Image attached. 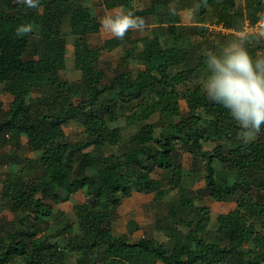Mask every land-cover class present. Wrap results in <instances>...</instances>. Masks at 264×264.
Segmentation results:
<instances>
[{"label": "trees", "instance_id": "1", "mask_svg": "<svg viewBox=\"0 0 264 264\" xmlns=\"http://www.w3.org/2000/svg\"><path fill=\"white\" fill-rule=\"evenodd\" d=\"M0 1V88L12 97L7 109L0 106V148L10 138L12 147L21 149L25 134L29 150L40 155L15 160L4 174L3 184L11 186L5 206L13 218L0 223V264H67L68 250L81 254L77 264H264V127L243 142L228 110L202 92L204 53L218 51L230 37L217 33L201 39L196 25H183L180 14L191 9L196 23L214 18L233 30L245 18L255 23L264 0H245L244 5L236 0H146L132 12L158 25L142 46L134 42L133 31L121 40L125 53L112 77L93 56L89 39L100 32V18L87 0H40L39 11L17 0ZM103 1L114 10L133 0ZM20 15L35 19L38 35L34 30L24 37L15 34L25 24ZM65 28L74 37V67L90 88L62 77ZM255 42L248 45L253 55L264 49V41ZM32 45L42 50L38 58L31 55ZM132 60L157 70L135 74ZM177 68L183 69L177 74L172 70ZM183 92L186 111L180 106ZM156 115L158 120L151 121ZM120 118L125 126L117 124ZM70 121L81 124L82 138H67ZM174 141L191 155V172L204 183L197 190L180 189L166 215L169 221L156 223L177 231L176 238L167 246L152 237L131 242L115 235L123 201L135 192H154L152 174H168L179 165ZM244 146L249 150L241 151ZM110 148L119 153H108ZM216 163L233 178L218 179ZM81 192L86 197L74 206L76 222L54 207ZM205 196L236 202L211 240L203 237L209 223L196 206Z\"/></svg>", "mask_w": 264, "mask_h": 264}, {"label": "rangeland", "instance_id": "2", "mask_svg": "<svg viewBox=\"0 0 264 264\" xmlns=\"http://www.w3.org/2000/svg\"><path fill=\"white\" fill-rule=\"evenodd\" d=\"M146 0H133L126 3L122 7H117L114 10H135L145 5ZM238 5H244L245 0H236ZM2 1H0L1 5ZM86 5L90 6L94 13L101 18L106 12L113 11L106 9L103 0H87ZM183 25H196L197 37L203 39L207 37H214L217 33L229 35L232 30L225 29L221 24L213 21L208 24H198L193 17V11L191 9H184L180 12ZM20 18L25 24L33 25L35 34L38 35V29L36 28V21L33 18L20 15ZM35 24V27H34ZM158 25V21H149L144 33L133 31L132 38L135 43L142 46L143 40L151 37L154 33L155 26ZM65 36L68 40L67 53H66V68L62 72V77L69 82L80 81L85 87L90 88V82L87 79L82 78L79 71L74 67V37L69 33V29L65 28ZM113 39L110 35L100 32L90 37V43L93 47V56L98 59L101 65H104L108 69L110 77L114 75V68L119 64L121 58L125 53V44L118 40V44L113 46H107L105 42ZM176 44L178 40L173 39ZM251 44H256L255 40ZM31 55L38 58L42 53L36 46L32 45L30 48ZM259 52L264 53V49ZM130 68L133 69L136 74L138 69H147L156 71L157 68L153 66H140L137 61L132 60ZM168 68V67H164ZM183 68L172 69L175 73H180ZM123 79H121L122 81ZM177 81L179 86L184 83L182 75H178ZM12 97L2 87L0 88V106L7 109L9 107ZM180 106L182 111L187 110L185 101V92L180 95ZM159 116H154L151 121H157ZM119 126H125L123 118H120L117 122ZM65 132L69 140H77L83 136V127L76 121H70L65 126ZM22 148L19 150L12 147L10 138L5 147L0 148V158L3 159V163L0 166V223L5 219L11 220L13 218L12 212L5 206V199L11 189L8 184H3L4 174L15 166V160L30 158H39L38 152L30 151L27 147V137L22 135ZM173 149L179 154V165L174 167L168 174H164L162 171H155L152 174L153 184L157 186L156 190L152 193H139L135 192L130 198L125 199L119 209V214L116 221L113 224V233L117 236L125 237L128 241H137L146 238H154L160 243H164L170 246L171 242L176 238L177 231H165L163 228L157 227L156 223L161 220L163 224L169 221L166 215L168 214L171 204L178 200L179 190L187 188L191 190H197L204 186L203 181L198 180V176L191 172V155L183 148L181 143L173 142ZM215 144L206 145L208 148H212ZM248 147H242L241 151H248ZM108 153H119L118 148H110ZM218 179L231 180L233 175L226 173L219 163L215 164ZM41 172V171H40ZM223 181V180H222ZM83 192L70 198L68 202L54 205L56 209H61L66 212L68 217L76 222V216L74 211L75 204L85 199ZM196 206H201L202 217L208 221L207 232L203 234V237L207 240H211L213 232L216 230L219 224L226 222L228 214L236 206L235 199L228 198L225 201L217 202L210 197H201L196 201ZM183 233L187 232L184 227H177ZM258 239H253V248H257ZM78 251L68 250L67 264H77V259L80 257ZM162 264V263H157Z\"/></svg>", "mask_w": 264, "mask_h": 264}, {"label": "clouds", "instance_id": "3", "mask_svg": "<svg viewBox=\"0 0 264 264\" xmlns=\"http://www.w3.org/2000/svg\"><path fill=\"white\" fill-rule=\"evenodd\" d=\"M17 3L40 10V0ZM195 7L199 8V4ZM170 11L176 14L174 8ZM146 27L145 18L130 10L109 11L100 18L102 32L117 40H123L130 31L144 33ZM32 31L33 25L21 24L15 34L24 37ZM254 40L264 41V11L257 13L255 23L243 19L218 51L204 53L206 73L200 81L208 100L228 110L245 143L255 139L264 127V53H250L248 45Z\"/></svg>", "mask_w": 264, "mask_h": 264}]
</instances>
